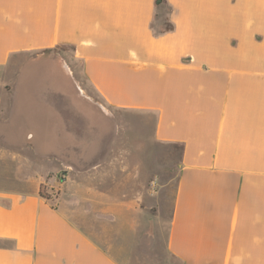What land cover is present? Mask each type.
I'll return each instance as SVG.
<instances>
[{"label":"crops","instance_id":"0c3cea01","mask_svg":"<svg viewBox=\"0 0 264 264\" xmlns=\"http://www.w3.org/2000/svg\"><path fill=\"white\" fill-rule=\"evenodd\" d=\"M156 1L0 0L4 128L43 124V107L24 106L41 70L55 88L59 66L77 64L106 107L148 115L151 142L179 149L174 185L154 204L168 264H264V0ZM45 112L58 165L47 175L0 166V264H134L118 238L136 223L93 182L121 161L113 138L80 141L75 157L72 127ZM18 138L46 143L30 128Z\"/></svg>","mask_w":264,"mask_h":264},{"label":"rangeland","instance_id":"374dc122","mask_svg":"<svg viewBox=\"0 0 264 264\" xmlns=\"http://www.w3.org/2000/svg\"><path fill=\"white\" fill-rule=\"evenodd\" d=\"M59 54L61 55V52ZM67 69L71 70V76L66 72ZM41 72L42 89H39V92L32 87L31 98L25 100L24 106L43 107L44 122L33 123L13 118L4 128L5 114H1L0 166L10 167L6 172L11 175H15L19 169L23 175L27 173L36 175L40 172L47 175L49 170L58 165L55 160H51V152L55 145L52 143L53 128L45 122L48 115L45 111L48 107L59 112L60 122L72 127L74 137L71 140H64V143L74 147L69 152L75 157L81 154L80 141L85 144L83 147L87 148L89 143L94 145V142L100 140L104 145L108 138H113L112 142L115 143L111 144L113 151L117 156L119 153L122 154L121 161H107L102 165L100 177L93 179V182L99 184L101 189L111 188L124 206L128 207V209L124 207V216L131 217L136 223L133 231H125L118 240H127L128 251L132 250L134 264H168L162 248L165 231L157 220V217L163 216L159 215L160 212L154 204L158 200V190L163 183L174 185L179 149L151 142L147 129L152 124V118L148 115L106 107L84 80L77 64L59 66V80L55 88H52L46 69H42ZM11 104L16 105L13 100ZM115 124L119 128H114ZM28 128L38 131L46 143L38 146L33 139L18 138ZM3 133L14 138L13 142L17 144L6 138ZM84 151L86 154L87 149ZM163 155H170L174 160H166ZM97 162L92 154L86 158L84 165L88 174H91L89 170ZM58 173L62 175L61 172ZM40 189L44 193L41 186ZM167 197L170 198V193L165 199H168Z\"/></svg>","mask_w":264,"mask_h":264},{"label":"water","instance_id":"95a60500","mask_svg":"<svg viewBox=\"0 0 264 264\" xmlns=\"http://www.w3.org/2000/svg\"><path fill=\"white\" fill-rule=\"evenodd\" d=\"M159 3H160V0H157V1H156V4H159Z\"/></svg>","mask_w":264,"mask_h":264},{"label":"trees","instance_id":"16d2710c","mask_svg":"<svg viewBox=\"0 0 264 264\" xmlns=\"http://www.w3.org/2000/svg\"><path fill=\"white\" fill-rule=\"evenodd\" d=\"M40 194L43 195V193L40 191ZM44 196V195H43Z\"/></svg>","mask_w":264,"mask_h":264}]
</instances>
